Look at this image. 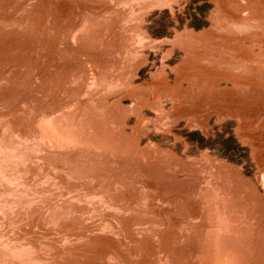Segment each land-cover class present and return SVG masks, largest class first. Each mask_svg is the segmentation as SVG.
<instances>
[{
    "label": "rangeland",
    "instance_id": "1",
    "mask_svg": "<svg viewBox=\"0 0 264 264\" xmlns=\"http://www.w3.org/2000/svg\"><path fill=\"white\" fill-rule=\"evenodd\" d=\"M0 264H264V0H0Z\"/></svg>",
    "mask_w": 264,
    "mask_h": 264
}]
</instances>
